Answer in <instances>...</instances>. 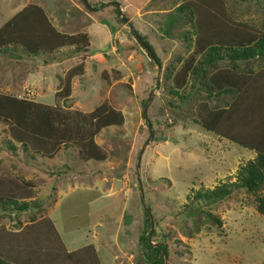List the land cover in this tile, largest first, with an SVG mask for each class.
Instances as JSON below:
<instances>
[{
  "label": "rangeland",
  "instance_id": "1",
  "mask_svg": "<svg viewBox=\"0 0 264 264\" xmlns=\"http://www.w3.org/2000/svg\"><path fill=\"white\" fill-rule=\"evenodd\" d=\"M198 1L87 0V8L82 0H0V26L9 12L33 4L53 27L88 38L86 50L80 40L68 45L62 54L70 59L61 70L36 76L29 73L33 65L41 73L42 58L14 65L7 60L13 49L27 59L30 53L15 44L1 46L0 93L81 113L105 102L123 117L122 124L93 136L102 160H85L74 142L60 144L51 155L26 150L1 121L0 183L21 184L29 194L17 205H0V232L49 218L66 249L91 245L100 264H147L139 242L143 229L152 243L165 245L161 264L264 263V214L255 200L264 196V186L248 190L239 173L256 152L199 123L232 98V92L210 93L206 81L216 69L264 98V54L253 48L250 57L234 59L224 47L198 53ZM216 2L212 18L221 25L212 32L220 43L234 35H264V0ZM32 11L26 27L40 19ZM29 29H42L53 41L47 28ZM185 65L190 69L183 76ZM69 69L74 74L64 97ZM27 73L33 78L24 81ZM218 186L230 192L215 201L201 195Z\"/></svg>",
  "mask_w": 264,
  "mask_h": 264
},
{
  "label": "trees",
  "instance_id": "2",
  "mask_svg": "<svg viewBox=\"0 0 264 264\" xmlns=\"http://www.w3.org/2000/svg\"><path fill=\"white\" fill-rule=\"evenodd\" d=\"M196 4L193 9L198 16L197 25L201 30V35L196 41L198 53L214 47H224L231 50L230 56L234 59L250 57L253 55V48L257 49L256 53L264 54V44L261 43H264V35L257 37L244 35L239 38H235L237 35H234L233 39L220 43L219 41L223 39L216 37L217 34L212 32L219 27L217 24L221 25L218 19L214 22L212 18L215 17L220 4L216 0H206L205 3L199 0ZM31 11L39 14L41 20L38 18L35 25L26 27L25 23L33 20H29ZM221 22L224 25L225 20ZM29 28H47L53 41L46 37L42 29L31 33L33 31ZM31 35L39 37L33 39ZM139 38L144 41L141 35ZM79 40L83 41V49L86 50L87 34H68L56 30L48 21L43 9L33 4L24 6L0 26V47L15 44L29 53H43L46 49L56 50L63 46L78 44ZM144 43L153 53L152 47L146 41ZM153 55L158 60L154 53ZM189 69L187 65L182 68L183 76ZM226 72L216 69L210 73L206 85L210 93L232 92L231 101L227 106L214 108L199 123L207 131L256 152L254 158L247 160L241 166L239 173L240 185L248 190L257 191L264 186V98L262 99L261 94H255L256 96L253 97V94L249 93L246 87L244 88V80H237L234 74L230 72L226 74ZM73 74L72 69L66 73L65 90L62 93L64 97L69 95V81ZM1 121L7 123L12 139L19 142L26 150L32 149L39 155H51L60 144L74 142L79 146V151L85 160H102L105 155L94 142L93 136L101 128L122 124L123 117L119 110L105 102L89 113H81L78 110L62 111L54 106L0 93ZM24 190L21 184L12 181L1 182L0 205L2 207L17 205L18 201L28 198L29 192ZM229 192L230 189L218 186L204 190L201 195L206 196L209 201H215ZM255 200L256 209L264 214V196L258 195ZM26 207L24 203L22 208ZM144 212L148 226L150 225L148 213L146 210ZM139 242L147 264H161L162 252L165 251L166 254L165 245L152 243L144 229L139 234ZM0 264L100 263L91 245L86 244L74 250H67L54 223L46 218L24 224L17 231L0 232Z\"/></svg>",
  "mask_w": 264,
  "mask_h": 264
},
{
  "label": "crops",
  "instance_id": "3",
  "mask_svg": "<svg viewBox=\"0 0 264 264\" xmlns=\"http://www.w3.org/2000/svg\"><path fill=\"white\" fill-rule=\"evenodd\" d=\"M9 9V11H10V9H11V6H9L8 7ZM15 13V12H14ZM14 13H11L10 14V12L8 13V18L7 19H9ZM6 19V20H7ZM5 20V21H6ZM2 23H4V21L2 22ZM1 23V24H2ZM55 25V29L56 30H58V31H60V32H64V33H67V31H65L64 29H62V28H59L56 24H54ZM67 47L68 46H63V47H60L57 51H53V52H43V53H30V55H29V58L27 59V58H25V57H27L28 55H26V54H24L22 51H14L15 49H13V53H10L9 54V56L6 58L7 60H10V61H12L13 62V64L14 65H18V64H20L21 65V63H25V64H27V63H29V61H31V62H37L38 61V59L39 58H42V60H41V65H38L37 64V66H39L40 67V70H41V73L36 69V67L33 65V70H31L30 71V75H32V74H34V76H36L35 74H42V73H44V72H46V73H48L49 72V74L53 71V70H55V71H57L58 69L59 70H61L62 69V66H65L66 65V63H67V61L70 59L69 57H66L64 54H62L63 53V51H65L66 49H67ZM65 53V52H64ZM31 59V60H30ZM35 59V60H34ZM28 61V62H27ZM45 69V70H43L42 71V69ZM30 76L28 75V73H27V75H26V77H25V80L24 81H27V80H31L30 78H29ZM12 94H16V95H18L19 93H17V92H12ZM67 250H73V249H70V248H68L67 247Z\"/></svg>",
  "mask_w": 264,
  "mask_h": 264
},
{
  "label": "water",
  "instance_id": "4",
  "mask_svg": "<svg viewBox=\"0 0 264 264\" xmlns=\"http://www.w3.org/2000/svg\"><path fill=\"white\" fill-rule=\"evenodd\" d=\"M82 2L84 3V5L87 7V8H91V6L89 5V3L87 2V0H82ZM116 2V1H114ZM119 15H120V18L123 22H126V24L131 28V24L127 22L126 18L123 17L121 15V9H119ZM134 35L136 36L137 40L139 41V43L148 51L149 55L154 58V55L153 53L151 52V50L147 47V45L139 38L138 34L133 31ZM145 113V110H143V115ZM147 211V213H149V211L147 209H145ZM162 261H163V258H162Z\"/></svg>",
  "mask_w": 264,
  "mask_h": 264
}]
</instances>
